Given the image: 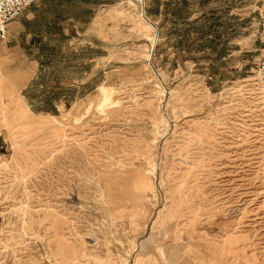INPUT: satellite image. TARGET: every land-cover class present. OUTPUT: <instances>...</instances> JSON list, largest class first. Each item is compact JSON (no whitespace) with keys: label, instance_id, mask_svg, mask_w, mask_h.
<instances>
[{"label":"rangeland","instance_id":"obj_1","mask_svg":"<svg viewBox=\"0 0 264 264\" xmlns=\"http://www.w3.org/2000/svg\"><path fill=\"white\" fill-rule=\"evenodd\" d=\"M264 0H37L0 40V264H264Z\"/></svg>","mask_w":264,"mask_h":264},{"label":"built area","instance_id":"obj_2","mask_svg":"<svg viewBox=\"0 0 264 264\" xmlns=\"http://www.w3.org/2000/svg\"><path fill=\"white\" fill-rule=\"evenodd\" d=\"M37 0H0V40L7 34L8 26L21 17L23 12L33 6ZM261 57L257 63L255 80L264 87V19L261 22Z\"/></svg>","mask_w":264,"mask_h":264},{"label":"crops","instance_id":"obj_3","mask_svg":"<svg viewBox=\"0 0 264 264\" xmlns=\"http://www.w3.org/2000/svg\"><path fill=\"white\" fill-rule=\"evenodd\" d=\"M9 26H10V25H9ZM9 26H8V27H9Z\"/></svg>","mask_w":264,"mask_h":264}]
</instances>
